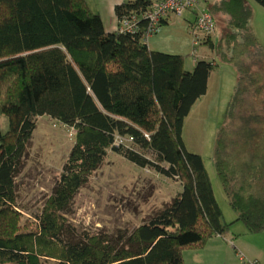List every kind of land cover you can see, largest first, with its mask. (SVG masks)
Returning a JSON list of instances; mask_svg holds the SVG:
<instances>
[{
  "label": "trees",
  "instance_id": "1",
  "mask_svg": "<svg viewBox=\"0 0 264 264\" xmlns=\"http://www.w3.org/2000/svg\"><path fill=\"white\" fill-rule=\"evenodd\" d=\"M151 2L115 3L118 24L111 30L88 0H0V114L8 117L0 131V264H185V249L227 238L236 220L247 232L264 231V46L252 31L250 4L199 0L188 10L191 27L206 10L215 24L218 14L225 22L220 36L193 43V52L207 43L212 57L188 68L186 54L148 45L171 14L142 37ZM123 19L134 21L129 30L118 29ZM223 62L238 72L214 150L235 212L230 221L203 156L188 150L182 136L185 116ZM44 115L70 127L74 142L51 193L31 216L19 207L17 177L33 116ZM107 149L176 178L181 187L134 227L78 230L67 214Z\"/></svg>",
  "mask_w": 264,
  "mask_h": 264
},
{
  "label": "rangeland",
  "instance_id": "2",
  "mask_svg": "<svg viewBox=\"0 0 264 264\" xmlns=\"http://www.w3.org/2000/svg\"><path fill=\"white\" fill-rule=\"evenodd\" d=\"M252 14L250 24L260 46H264V6L256 0H247ZM107 12L108 3H98ZM110 7V6H109ZM193 13L171 15L160 29L148 39L151 48L186 54V66L191 68L196 59L205 54L212 57L207 43L194 48V35L189 20ZM216 28L211 33L218 37L225 29L218 14ZM108 28V23H106ZM117 27V26H116ZM238 72L231 63L223 62L212 71L205 94L195 101L185 116L182 136L188 150L200 153L221 205L223 218L234 219L235 212L221 186L214 163L216 135L224 117V110L237 82ZM35 129L25 155V165L17 177L19 207L34 216L51 193L63 163L74 142L73 131L67 125L50 117L33 116ZM8 128V117L0 114V131ZM176 178L166 176L150 166H140L120 154L107 149L104 161L88 181L76 192L67 216L78 230L134 227L154 209L167 202L179 190ZM230 256H220L214 264H245L258 260L264 264V231L247 232L242 220L231 224L227 239ZM202 248L184 250L186 264H201ZM240 254L244 256L240 258Z\"/></svg>",
  "mask_w": 264,
  "mask_h": 264
},
{
  "label": "built area",
  "instance_id": "3",
  "mask_svg": "<svg viewBox=\"0 0 264 264\" xmlns=\"http://www.w3.org/2000/svg\"><path fill=\"white\" fill-rule=\"evenodd\" d=\"M199 0H152L147 8V15L151 18V23L143 33L142 37L147 39L157 28L162 17L172 15H180L190 8L195 7ZM134 21L131 19H123L118 25L119 30H129ZM216 28L213 15L208 11H201L197 19L192 23V31L194 35V43L200 42L207 34L212 33ZM158 30V29H157ZM117 141H122L121 137H117Z\"/></svg>",
  "mask_w": 264,
  "mask_h": 264
},
{
  "label": "crops",
  "instance_id": "4",
  "mask_svg": "<svg viewBox=\"0 0 264 264\" xmlns=\"http://www.w3.org/2000/svg\"><path fill=\"white\" fill-rule=\"evenodd\" d=\"M121 1L123 0H88L93 9L100 12L105 27L107 28L106 23H108L109 26L107 29L111 30L115 29L118 24V19L114 13V4ZM98 3H108L106 13L102 8V4L101 6H99ZM228 238L229 236H227V238H224L223 236L219 235L212 237L202 248L203 251L201 252V264H214V259H216V261L218 262L220 256L224 254L230 256L228 249L230 244L228 243ZM232 263L234 264V262Z\"/></svg>",
  "mask_w": 264,
  "mask_h": 264
}]
</instances>
